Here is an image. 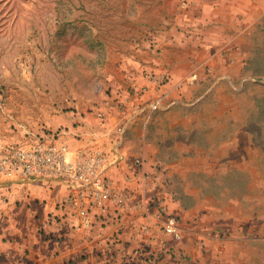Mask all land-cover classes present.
Wrapping results in <instances>:
<instances>
[{"label": "crops", "instance_id": "crops-1", "mask_svg": "<svg viewBox=\"0 0 264 264\" xmlns=\"http://www.w3.org/2000/svg\"><path fill=\"white\" fill-rule=\"evenodd\" d=\"M153 2L158 5L155 29L146 26L144 35L132 36L127 49L106 64L103 84L112 96H100L98 110L104 117L84 102L51 124L53 130L65 129L57 140L72 150L90 147L110 156L105 175L129 196V205L118 209L108 203L105 213L92 208L93 225L87 227L58 208L68 192L60 179L2 178L0 264H264L257 204L248 207L255 212L251 216L242 212L239 199L225 207L202 192L199 207L191 199L195 193L189 179L195 172L206 178L220 172L210 165H243L238 157L245 162L256 150L241 124L247 110L238 101L252 94L245 85L264 79L251 74L256 59L251 41L264 31V0H195L187 9L180 8V0ZM149 71L166 73V85L156 90L144 75ZM139 87L147 91L141 99L132 92ZM207 100L216 108H204ZM154 102L158 108H152ZM189 116H199L205 133L215 132L217 141L193 145L178 140L192 121ZM152 118L153 138L147 125ZM0 135L8 142L23 140L10 133L1 114ZM197 147L205 152L196 157L186 153ZM213 148V154L206 151ZM47 183L58 184L48 189ZM148 199L179 218L180 239L165 233L154 209L147 212L146 205H137ZM227 214L229 222L222 219ZM146 222L150 229L140 231ZM226 228L230 235L219 236L218 230Z\"/></svg>", "mask_w": 264, "mask_h": 264}, {"label": "rangeland", "instance_id": "rangeland-1", "mask_svg": "<svg viewBox=\"0 0 264 264\" xmlns=\"http://www.w3.org/2000/svg\"><path fill=\"white\" fill-rule=\"evenodd\" d=\"M182 1L180 8L185 9ZM155 7L158 5L153 0H0V114L9 124L10 133L21 135V142L32 141L41 134L54 135L57 142H62L57 138L65 129L53 130L55 117L78 109L84 102H90L91 111L100 112L101 94L112 96L111 88L107 90L103 84L106 64L127 49L132 36L144 35L146 26L149 31L155 29L152 21ZM251 42L256 50L251 74L260 79L264 76V31L253 35ZM168 79L156 90L165 86ZM239 87L238 83L234 86ZM244 88L252 94L238 101L240 108L247 110L241 124L250 132L256 150L246 156L245 162L238 157L243 165H210V169L220 171L210 178L199 172L190 175V188L195 193L191 199L195 205L200 202L199 207L205 199L202 192L225 207L239 199L242 212L251 216L255 212H249L248 207L257 204L259 226H264V121H257L255 116L258 99L264 97V79ZM138 89L143 87L132 92L141 99L147 91L138 94ZM204 103V108H216L210 100ZM177 107L182 109L181 104ZM188 118L192 121L186 122L188 128L178 133V140L193 145L212 138L217 141L215 132L205 133L199 116ZM155 120L152 118L147 124L151 138ZM167 136H171L170 131ZM0 139L6 144L13 143L1 135ZM191 151L195 153L193 157L205 152L197 147L187 149L186 153ZM206 151L213 154L217 150ZM57 184L46 186L51 189ZM222 219L230 221L228 214ZM247 229L242 230L245 235L250 232ZM218 231L219 236H229L231 232L227 228Z\"/></svg>", "mask_w": 264, "mask_h": 264}, {"label": "built area", "instance_id": "built-area-1", "mask_svg": "<svg viewBox=\"0 0 264 264\" xmlns=\"http://www.w3.org/2000/svg\"><path fill=\"white\" fill-rule=\"evenodd\" d=\"M194 2L195 0H183L182 7L187 9ZM146 74L156 87L167 80L166 74ZM145 91L144 88L138 89L137 93L143 94ZM157 107V102L152 105L153 109ZM98 115L104 117L102 112ZM122 130L123 126L118 128L119 132ZM49 136L41 134L32 141L14 144H6L0 139V179L15 176L60 179L67 186L68 192L58 200V208L66 217H78L87 227L93 225L92 208L98 207L105 213L108 203L114 204L118 209L129 205V196L124 191L115 189L112 181L105 175L110 157L105 151L90 147L72 150L67 142H57L55 136L48 139ZM5 198L6 195L0 194V199ZM137 205H146L147 212L154 209L153 216L161 219L165 233L176 239L181 238L177 217L169 213L164 205L155 203L153 199ZM139 229L146 232L150 229V224L141 223Z\"/></svg>", "mask_w": 264, "mask_h": 264}, {"label": "trees", "instance_id": "trees-1", "mask_svg": "<svg viewBox=\"0 0 264 264\" xmlns=\"http://www.w3.org/2000/svg\"><path fill=\"white\" fill-rule=\"evenodd\" d=\"M258 107H259V110L257 114L255 115L257 117L256 119L257 121H264V97H261L258 99Z\"/></svg>", "mask_w": 264, "mask_h": 264}]
</instances>
